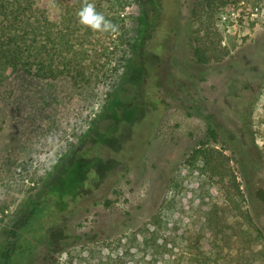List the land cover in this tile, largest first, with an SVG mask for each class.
<instances>
[{"label": "rangeland", "instance_id": "374dc122", "mask_svg": "<svg viewBox=\"0 0 264 264\" xmlns=\"http://www.w3.org/2000/svg\"><path fill=\"white\" fill-rule=\"evenodd\" d=\"M54 3L49 0L51 8ZM185 5L176 33L163 38L159 29L147 42L163 41L162 85L155 93L146 89L142 118L122 112L115 94L133 47L127 61L119 49L110 57V77L86 85L6 72L0 81V264H203L204 255L210 264H264V0L219 7L213 39L223 52L205 65L192 53L193 37L204 28L188 27ZM137 16L134 4L121 13L132 42ZM96 37L89 49L100 48L104 38ZM114 37L119 44L120 33ZM209 126L224 143L208 135ZM201 142L231 157L251 221L233 214L217 178L193 155ZM34 202L39 209L32 214ZM215 204L229 209L223 235L209 220ZM28 215L18 231L23 252L4 263L10 230Z\"/></svg>", "mask_w": 264, "mask_h": 264}, {"label": "trees", "instance_id": "16d2710c", "mask_svg": "<svg viewBox=\"0 0 264 264\" xmlns=\"http://www.w3.org/2000/svg\"><path fill=\"white\" fill-rule=\"evenodd\" d=\"M228 1L70 0L65 3L64 0H55L51 8L49 0H0V81L6 72L11 71L25 72L47 79L70 77L74 82L86 85L94 79L110 77L113 70L107 67V62L113 58L116 50L119 49L122 59L127 61L124 54L129 47H133L134 52L124 75L120 78V88L115 94L122 102V112L135 111L137 117L142 118L143 108L149 105L146 89L155 93L156 86L162 85L158 68L162 65L163 41L158 46L153 43L154 45L147 47L152 33L162 29L163 38H170L176 33L182 15V5L185 2L189 9L188 27L198 23L204 28L202 35L193 37L195 42L193 58L198 64H209L212 60L219 59L223 52L220 40L213 39L219 34L217 30H213V20L219 7ZM87 4L94 5L98 13L117 25V29L94 30L81 23L79 13ZM133 4L138 8V27L132 42L128 36L129 32L125 31L128 27L125 26L121 13L127 5ZM116 33H120L122 37L119 44L115 42ZM122 33L128 38L125 43ZM94 35L97 39L104 38L99 49L97 46L93 49L88 47V44H94L92 41ZM106 42L108 43L105 44ZM110 45H113L114 49L110 50ZM208 135L215 141L225 142L223 136L213 126H209ZM193 155L200 157L202 168L208 169L212 176L217 178L215 182L230 201L233 214H239L251 221L250 210L244 208L239 200V197L241 200L244 198L239 184L235 181L234 171L229 166L231 157L222 149L210 147L205 142L197 144ZM228 175H232V178L225 181ZM66 184L69 186L68 178ZM38 205V202L33 203L32 214L38 211L39 208H36ZM228 214L229 209L223 205L215 204L211 208L209 220L216 234H224V220ZM28 218L29 215L17 221L10 230L11 240L1 253L4 263L10 262L15 251L23 252L24 245L19 242L18 231L27 224ZM241 238L247 240L245 231L241 232ZM219 254L218 252L215 254V261ZM210 260L205 255L202 257L203 264H210Z\"/></svg>", "mask_w": 264, "mask_h": 264}, {"label": "clouds", "instance_id": "9594fccd", "mask_svg": "<svg viewBox=\"0 0 264 264\" xmlns=\"http://www.w3.org/2000/svg\"><path fill=\"white\" fill-rule=\"evenodd\" d=\"M81 23L90 26L94 30L115 31L117 25L107 20L103 14L95 10L94 5L87 4L79 13Z\"/></svg>", "mask_w": 264, "mask_h": 264}]
</instances>
